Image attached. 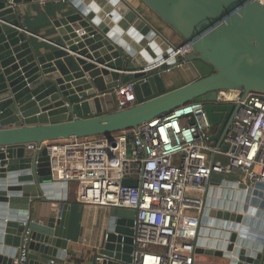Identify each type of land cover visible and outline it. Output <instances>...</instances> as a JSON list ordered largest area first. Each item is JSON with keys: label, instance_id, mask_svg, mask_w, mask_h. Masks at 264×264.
I'll list each match as a JSON object with an SVG mask.
<instances>
[{"label": "water", "instance_id": "obj_1", "mask_svg": "<svg viewBox=\"0 0 264 264\" xmlns=\"http://www.w3.org/2000/svg\"><path fill=\"white\" fill-rule=\"evenodd\" d=\"M30 1L38 0H12L11 5L0 0V264H49L20 262L24 239L27 250L64 259L60 248H65V241L36 232L29 223L35 201L49 203L51 217L61 216L67 208L66 183L52 182L46 148L28 144L110 136L206 94V101L213 102L219 90H237L242 97L264 94V0H140L181 37L178 44L123 0H66L74 12L53 22L64 43L41 55L30 47L29 31L16 9ZM78 36L82 42L73 40ZM184 43H190L192 53L175 55ZM197 61L212 72L165 91L166 66ZM72 80L75 88L68 84ZM134 81L135 105L115 110L112 90ZM237 108L238 104L204 105L214 131L210 140L223 151ZM213 158L212 154L211 162ZM137 184L122 181L123 186ZM205 195L196 253L227 264H264V183L246 187L226 178L210 180ZM135 214L136 209L110 208L97 251L102 260L94 264H130Z\"/></svg>", "mask_w": 264, "mask_h": 264}, {"label": "built area", "instance_id": "obj_2", "mask_svg": "<svg viewBox=\"0 0 264 264\" xmlns=\"http://www.w3.org/2000/svg\"><path fill=\"white\" fill-rule=\"evenodd\" d=\"M7 3L11 5L12 0ZM191 53L190 43H184L175 55ZM181 65L166 66L164 73ZM135 82L112 90L115 110L135 105ZM207 103L238 104L222 141L225 151L210 140L214 131L204 110ZM27 146L46 148L52 182L66 183V189L73 184L78 203L136 209L130 264H197L203 257L195 251L200 215L213 175H235L233 181L246 187L264 183V94L250 92L242 97L237 90H219L213 102L193 101L110 136L70 137ZM218 155L227 158V166L216 160ZM124 179L138 184L123 186ZM27 251L24 239L20 262L27 260Z\"/></svg>", "mask_w": 264, "mask_h": 264}, {"label": "crops", "instance_id": "obj_3", "mask_svg": "<svg viewBox=\"0 0 264 264\" xmlns=\"http://www.w3.org/2000/svg\"><path fill=\"white\" fill-rule=\"evenodd\" d=\"M131 8H133L142 18L143 9H149L140 0H123ZM62 3L64 6L65 13L55 12L49 17V25L42 31L44 37H39L32 34L28 29V24L30 20L37 14V11H44L47 3ZM147 8H146V7ZM18 15H20V21L27 29L26 37L30 43V47L36 53V55H41L56 49L57 44H63L62 36L59 34L57 28L54 26L53 22L61 17H64L72 12H74L71 5L66 1L62 0H38L30 1L27 3L22 2L17 7ZM150 10V9H149ZM145 19V18H144ZM146 20V19H145ZM148 22V21H147ZM155 28V26L151 23ZM166 30L159 31L166 39L170 42L178 44L181 42V37L177 35L167 24ZM156 29V28H155ZM157 30V29H156ZM162 30V29H161ZM158 31V30H157ZM77 33V31H73ZM80 40L81 37L78 36L73 40ZM34 42L43 43L38 48L34 47ZM77 43H74L76 45ZM84 48H88L85 46ZM68 56L75 57L76 55L67 51ZM88 54H93V52H88ZM61 60V59H55ZM52 61L50 63H54ZM100 68L101 65H98ZM199 62H194L193 64H182L178 68H174L168 73H163V82L165 91H170L177 87H180L190 81H193L201 76L207 70ZM69 74V73H68ZM71 75V73L69 74ZM86 76V74H85ZM73 80L68 84L73 86ZM95 115L94 113L91 114ZM90 116V115H89ZM72 116H69L71 119ZM236 177H232L230 180H235ZM67 208L61 211V216L54 215L51 217L49 211V203L42 201L32 202L30 205V223L29 226L32 230L36 232L49 234L55 238L65 241V248L60 251L64 255V259H59L56 257L40 254L34 251H27V259L35 262L49 263L53 261V264H94V260L97 257V251L102 247L107 227L109 224V211L110 208H101L89 204H81L75 200V186L73 184L67 187V197L64 200ZM52 224L53 226H51ZM204 257V256H203ZM218 262L219 260H214ZM32 262V261H31ZM224 262H226L224 260ZM221 264V263H219Z\"/></svg>", "mask_w": 264, "mask_h": 264}, {"label": "trees", "instance_id": "obj_4", "mask_svg": "<svg viewBox=\"0 0 264 264\" xmlns=\"http://www.w3.org/2000/svg\"><path fill=\"white\" fill-rule=\"evenodd\" d=\"M64 6V4L62 3H47L45 6L44 11H37V14L30 20L29 24H28V29L29 31L39 37H44V35H42V31L48 27L49 25V17L53 15V13L58 11L60 13H65L64 8H62ZM55 9V10H54ZM43 43H36L34 42V47L38 48L39 46H41ZM199 62V61H197ZM200 64H202L203 66H205L204 68H207V70L203 73V75L209 74L212 72V69L202 63L199 62ZM210 99V94H206L204 96H201L197 99H195L194 101H204V100H208ZM223 178H225V176H221ZM227 179V178H226ZM228 179H232V177H229Z\"/></svg>", "mask_w": 264, "mask_h": 264}, {"label": "rangeland", "instance_id": "obj_5", "mask_svg": "<svg viewBox=\"0 0 264 264\" xmlns=\"http://www.w3.org/2000/svg\"><path fill=\"white\" fill-rule=\"evenodd\" d=\"M142 15L146 19V21H148L150 24L152 23L158 31H163L164 32V30H166V27H165L166 24L155 13H153L151 10L143 9ZM181 42H182V40H181ZM216 160L218 162H220L221 164H223L224 166L228 165V160L223 155H218L216 157ZM221 176L222 175H213V179L212 180L218 182V181L221 180V178H222ZM223 176H225V178L228 179L229 177H234L235 175L230 174V175H223ZM148 249L152 250V249H154V247L153 246H149ZM157 249H161V248H157ZM203 258H205V260H206L205 264H219V263L227 264V262H224V259H222V258H215V257H212V256H210V257L209 256H204ZM214 260H219V261L216 262Z\"/></svg>", "mask_w": 264, "mask_h": 264}, {"label": "bare ground", "instance_id": "obj_6", "mask_svg": "<svg viewBox=\"0 0 264 264\" xmlns=\"http://www.w3.org/2000/svg\"><path fill=\"white\" fill-rule=\"evenodd\" d=\"M243 201V200H242ZM206 263V260H205V258H203V257H201L199 260H198V262H197V264H205Z\"/></svg>", "mask_w": 264, "mask_h": 264}, {"label": "clouds", "instance_id": "obj_7", "mask_svg": "<svg viewBox=\"0 0 264 264\" xmlns=\"http://www.w3.org/2000/svg\"><path fill=\"white\" fill-rule=\"evenodd\" d=\"M2 127V124H1V122H0V128Z\"/></svg>", "mask_w": 264, "mask_h": 264}]
</instances>
